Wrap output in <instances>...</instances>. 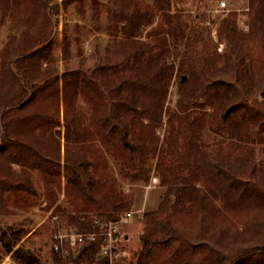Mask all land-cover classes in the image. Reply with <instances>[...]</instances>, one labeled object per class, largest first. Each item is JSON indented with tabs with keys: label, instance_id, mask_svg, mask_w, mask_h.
I'll return each instance as SVG.
<instances>
[{
	"label": "trees",
	"instance_id": "trees-1",
	"mask_svg": "<svg viewBox=\"0 0 264 264\" xmlns=\"http://www.w3.org/2000/svg\"><path fill=\"white\" fill-rule=\"evenodd\" d=\"M173 1L117 0L119 11L106 18L103 61L59 76L52 54L58 2L0 0V19L19 34L0 52V207L11 199L30 208L37 196L51 211L48 238L51 216L86 231L92 219L117 221L131 206L113 169L131 186L153 177L165 193L143 213L141 249L123 264H264V170L248 148L255 135L264 141V100L255 96L264 85V0H246L244 29L235 12L219 20L222 53L205 39L204 25L214 22L171 9ZM62 44L68 62L71 44ZM202 69L213 76H198ZM173 78L180 98L170 112ZM205 129L222 136L213 143L242 153L235 164L228 154L211 158ZM22 234L0 227L14 260L58 264L51 250L42 257L26 249ZM99 243L83 246L79 261L92 264Z\"/></svg>",
	"mask_w": 264,
	"mask_h": 264
},
{
	"label": "rangeland",
	"instance_id": "rangeland-1",
	"mask_svg": "<svg viewBox=\"0 0 264 264\" xmlns=\"http://www.w3.org/2000/svg\"><path fill=\"white\" fill-rule=\"evenodd\" d=\"M55 1L59 4V14L55 20L56 31L53 36L52 54L57 60L56 67L58 68L59 76L65 69L73 70L80 66H82V69H89V67H93L95 64L102 62L104 50L109 40L105 27L106 18L108 13H117L119 11L117 0H67L66 5H61L63 0H53V2ZM232 5L234 8L233 12L237 14L235 22L238 24L240 30L244 29L243 22H246L248 19L246 16L242 15L243 12L247 11L246 0H233ZM216 6L217 0H175L172 3L171 9L180 10L183 12V15L186 14L192 17L198 14L200 16V22L205 18L213 21L214 25H204L205 28L209 27L210 29L209 35H205V39L208 40L212 46L216 44L217 53H222L226 48V43L219 42L216 39L215 31L219 20L228 14L217 11ZM7 22L6 20L0 19V52L5 47L9 36L18 38L19 35L18 32L12 31V29L9 28V23L7 24ZM156 22L158 23V17L155 18V23ZM63 38H66L71 44L69 51L70 59L68 62L62 60ZM219 43L223 44L221 50L219 48ZM78 51H81V54L78 55ZM197 72L199 73L198 76L203 78L213 76L212 73L204 71L203 69ZM263 89L264 85L256 92L255 96L258 101H263L260 97ZM179 98L180 95L178 94L177 82L176 79L173 78L165 105L170 112L176 109V102ZM198 103H202V100L198 99ZM205 111L206 113H211L212 108L208 106ZM196 112L200 113V110L198 109ZM166 120L167 116L164 114V124L157 132V135L161 138L167 129ZM62 131L63 129H61V132ZM203 134L204 140L209 146L207 152L210 153L211 158L217 157V160H220L222 156L228 154L230 157L227 158L225 156V161L232 165L236 163V158L242 153L234 152L231 147L225 144L218 146L216 143H213V138H217L221 141L222 136H218L217 133L214 134L209 129H205ZM226 140L225 138V141ZM248 148L251 149L252 160L256 168L264 170V141H261L257 135H255L253 142L248 145ZM243 152L247 153L245 149H243ZM60 157L61 165H63L62 148ZM14 168L18 170L17 167L14 166ZM113 173L123 195L131 202V206L127 211L133 213L132 217L124 219L119 226L121 233L129 236L128 240L122 244L120 251L123 254V258L129 260L137 255L141 249V233L144 227L143 213L150 210L154 211L158 208V204L166 188L159 187L157 180L153 177L146 186L127 185L126 182H123L115 169H113ZM31 180L34 190L39 193L38 184L40 182V177L38 174H35ZM8 196L11 195H8V193H4L3 195L4 198ZM29 198L32 199L31 196H29ZM35 200L36 205L30 208L17 207L15 204L11 203V199L8 201L4 200V205L0 207V227L8 225L22 231L23 236L21 238V243H23V246L26 249L31 247L40 249V254L44 257L46 252H50V238H48L47 230L48 222H46L47 215L50 211L46 212L40 208L38 203L41 202V198L35 196ZM49 254L52 255L51 253ZM0 264H19L14 260L11 253L7 252L6 243L2 239H0Z\"/></svg>",
	"mask_w": 264,
	"mask_h": 264
},
{
	"label": "built area",
	"instance_id": "built-area-1",
	"mask_svg": "<svg viewBox=\"0 0 264 264\" xmlns=\"http://www.w3.org/2000/svg\"><path fill=\"white\" fill-rule=\"evenodd\" d=\"M233 0H217V11L229 14L233 12ZM220 50L223 44L219 43ZM155 182V181H153ZM51 214V211L47 216ZM132 212H126L117 221H104L99 218L92 219L89 230L79 229L60 223L56 216H51V222L55 231L51 234L50 250L56 255L58 264H75L70 260H75L78 264H85L79 261L80 249L87 244L99 243V249L92 264H123L122 244L128 240L127 234L120 231V224L126 218L132 217Z\"/></svg>",
	"mask_w": 264,
	"mask_h": 264
},
{
	"label": "water",
	"instance_id": "water-1",
	"mask_svg": "<svg viewBox=\"0 0 264 264\" xmlns=\"http://www.w3.org/2000/svg\"><path fill=\"white\" fill-rule=\"evenodd\" d=\"M185 80H186V78L185 77H182V81H185ZM260 97L262 98V100H264V89L261 92Z\"/></svg>",
	"mask_w": 264,
	"mask_h": 264
},
{
	"label": "crops",
	"instance_id": "crops-1",
	"mask_svg": "<svg viewBox=\"0 0 264 264\" xmlns=\"http://www.w3.org/2000/svg\"><path fill=\"white\" fill-rule=\"evenodd\" d=\"M128 236V235H127ZM128 238H129V236H128Z\"/></svg>",
	"mask_w": 264,
	"mask_h": 264
}]
</instances>
